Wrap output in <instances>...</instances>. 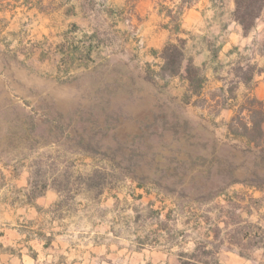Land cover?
Returning a JSON list of instances; mask_svg holds the SVG:
<instances>
[{
  "label": "rangeland",
  "instance_id": "1",
  "mask_svg": "<svg viewBox=\"0 0 264 264\" xmlns=\"http://www.w3.org/2000/svg\"><path fill=\"white\" fill-rule=\"evenodd\" d=\"M138 2L0 1V264H199L205 244L264 264V188L242 183L264 167L215 119L237 64L184 103L146 69L189 37Z\"/></svg>",
  "mask_w": 264,
  "mask_h": 264
},
{
  "label": "crops",
  "instance_id": "2",
  "mask_svg": "<svg viewBox=\"0 0 264 264\" xmlns=\"http://www.w3.org/2000/svg\"><path fill=\"white\" fill-rule=\"evenodd\" d=\"M154 1L139 0L138 3L141 4L140 8L148 15V18L152 17L153 21L159 20L163 23L158 29L160 38L167 39L181 34L189 37L186 40L185 50L189 52L194 63L203 69L207 84L219 83L220 79L225 81L226 78L219 77L220 70L225 69V75L229 77L231 67L239 61L242 62V58L245 59L242 56L243 52L252 54L251 62L256 67L255 71L259 70L253 75L254 88L249 91L244 83L238 82L233 92L234 99H228L233 106L220 108L215 119H222L224 123L229 121L234 113L235 105L239 104L247 93L264 100V50H262L264 10L257 18L255 26L248 33H244L233 16L235 0H189V2L188 0H158V9L155 6V10ZM180 5H182L181 13L177 14L175 25L171 28V23H174L171 15ZM176 25L179 26V30L175 29ZM193 38L200 40V46L193 41ZM239 88L242 89L240 95L237 94ZM222 132L224 136H228L227 130ZM166 257L164 255V259ZM217 259L218 264H261L256 259L242 256L237 251L227 248L217 253ZM174 260L175 264H180L177 257ZM163 264H166V260H163Z\"/></svg>",
  "mask_w": 264,
  "mask_h": 264
},
{
  "label": "trees",
  "instance_id": "3",
  "mask_svg": "<svg viewBox=\"0 0 264 264\" xmlns=\"http://www.w3.org/2000/svg\"><path fill=\"white\" fill-rule=\"evenodd\" d=\"M1 1V0H0ZM264 10V0H235V9L233 12L234 19L241 25L243 32L248 33L256 23L257 18ZM181 10L178 11V14ZM176 30H179V26H175ZM264 48V43H263ZM157 56L161 59L158 70L146 69L150 79L160 78L165 82L168 79L178 77L186 83V89L182 96L184 103H192L191 98L193 96L199 97L202 94L206 83L205 74L200 66L193 63L190 56H187L185 50V40L178 38L176 42L168 41L164 44ZM244 58H242L243 60ZM255 65L246 64L242 66L241 62L237 63L234 70V76L237 80H231L230 86L225 90L230 94L229 98L234 99L233 92L238 82L244 83L249 91L254 88L255 82L253 75L255 71ZM219 90L224 92L223 87H219ZM197 101H193L196 105ZM233 104H221L220 108L231 107ZM218 112V111H217ZM264 100L257 98L251 93L245 94L243 100L237 104L234 108L232 117L227 122L228 134L233 138L238 139L245 146L247 151L253 152L255 156L262 162L264 167ZM223 175L229 177L230 180L220 187L221 190H225L227 185H230L238 180L233 176V169L225 168ZM251 178H245L242 183L246 186L252 187L257 190L264 188V174L260 172V169L254 168L250 172ZM42 192L33 195V198L40 196ZM264 234V232H263ZM261 241L264 242V235L261 237ZM209 244H205L200 248L206 255L212 256L210 262H199V264H218L217 253L218 247ZM208 247H211L208 248ZM199 248V249H200ZM238 253L242 256L248 257L244 252L238 250ZM192 256V257H191ZM194 253L187 257L185 254H179L180 264H194Z\"/></svg>",
  "mask_w": 264,
  "mask_h": 264
}]
</instances>
